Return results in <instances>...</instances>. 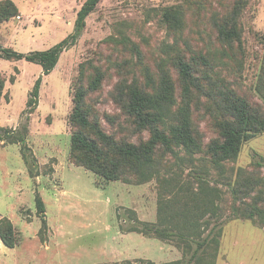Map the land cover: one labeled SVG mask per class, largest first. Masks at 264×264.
<instances>
[{
	"label": "rangeland",
	"instance_id": "rangeland-1",
	"mask_svg": "<svg viewBox=\"0 0 264 264\" xmlns=\"http://www.w3.org/2000/svg\"><path fill=\"white\" fill-rule=\"evenodd\" d=\"M5 1H11L18 14L0 24V45L21 54L48 50L70 36L85 2L0 0V5ZM238 4L240 38L224 42L218 28L228 24ZM171 9L182 13L180 31L164 19ZM178 59L191 67L188 97L182 95ZM41 74L38 65L0 59V76L6 81L0 127L19 133L27 124L29 151L25 153L35 161L31 168L24 162L20 145L0 143V221L9 218L25 235L38 231L18 248L8 249L0 243V264H125L121 256L108 254L109 248L124 241L157 264H264V217L259 219L253 211L259 208L264 214V131L245 142L236 159L224 162L222 168L207 153L211 143L220 141V123L231 121L226 97L244 100L252 113L264 118V0H101L75 45L42 77L38 106L27 115L28 93ZM163 75L175 88L166 128L176 124L178 108L187 105L192 135L201 149L175 146L167 151L158 146L148 170L155 175L145 182L126 172L122 180L104 183L93 172L74 165L70 136L80 128L71 126L69 118L76 91L85 92L83 105L90 123L116 143L140 145L154 130L136 129L124 108L129 91L138 88L152 94L147 77L156 89ZM95 80L98 87L92 90ZM84 133L94 137L90 130ZM37 191L52 227L61 221L58 200L73 194L74 221L98 226L110 247L106 241L100 244V237L89 236L88 229L61 247L55 243L54 250L43 252L49 234L48 228L39 234ZM207 191L215 196L208 212ZM194 207L205 208V212L193 213ZM182 208H191L187 214L190 225L184 223ZM158 212L165 220L159 231L164 245L159 239L138 235L125 240L118 237L119 229L141 228L132 222L134 214L151 223L157 222ZM250 212L255 217L250 218ZM175 213L177 217L169 221ZM22 220L32 223L24 227ZM171 228L183 237H169ZM204 240L206 244L198 249Z\"/></svg>",
	"mask_w": 264,
	"mask_h": 264
},
{
	"label": "trees",
	"instance_id": "trees-1",
	"mask_svg": "<svg viewBox=\"0 0 264 264\" xmlns=\"http://www.w3.org/2000/svg\"><path fill=\"white\" fill-rule=\"evenodd\" d=\"M100 1L85 0L77 13L73 33L48 50L21 54L0 45V59L25 61L38 65L42 69L41 76L35 81L32 90L28 93L25 114L31 115L37 108L42 77L49 75L58 64L61 54L75 45L85 27L86 19L94 12ZM236 7L231 16L228 17V24L218 28V35L224 42H233L240 38L237 19L240 12L238 7L241 8V6L238 4ZM17 14L18 11L15 5L11 1H5L3 5H0V24L14 18ZM164 19L173 30L180 31L183 29V18L180 10L171 9L165 12ZM176 66L179 79L182 82V95L188 97L190 94L189 85L192 83L191 67L182 59L177 60ZM5 83V79L0 76V101L3 97ZM147 86L152 89V94H145L138 88H132L129 91L128 101L124 107L126 113L132 118L136 129L154 130L150 134L149 139L140 145L127 142L116 143L110 136L103 133L96 124L90 123L87 110L83 105L85 92L82 89L76 91L73 98V110L69 118L71 126L80 128L79 131L73 132L70 136V159L74 165L93 172L104 183L122 180L126 172L133 173L141 182H145L155 175L148 173V170L150 172L153 166V154L158 146H162L167 151H172L175 146L183 147L188 151H199L201 149L200 144L192 135L187 105L178 108L176 124L166 128L165 122L169 109L175 104V88L172 80L167 75H163L159 86L155 89L153 80L148 76ZM90 87L95 90L98 87V80H95ZM225 102L226 112L231 121L227 119L220 123V141L211 143L207 148V153L213 159V164L218 168H222L224 162L236 159L242 145L264 131V118L252 113L244 100L238 97H226ZM26 121H28V118ZM84 130H90L94 137H89L84 133ZM28 133L27 124L23 125L19 133L11 128L0 127V143L2 145H20L24 162L32 168V166H35L32 162L34 161L33 157L31 154L25 153L29 151L26 145ZM255 165L261 167L260 164L256 163ZM214 200L215 196L207 191V212L210 211L211 207H214ZM34 203L37 217L41 221V229L39 231L41 235L47 229L45 205L39 194L35 196ZM192 209H194L193 213L205 212V208L194 207ZM190 210L191 208H182L181 213L186 225L191 224L187 217V214L191 213ZM253 211L257 212L259 219L264 217L259 208H255ZM254 212H250V218L255 217ZM158 213L157 222L154 224L139 222L133 213L135 218L132 222L141 228L132 227L123 231L161 240L160 225L165 220ZM175 215L177 213L171 214L168 217L169 221L174 220L177 217ZM195 225L197 227V224ZM167 235L169 237H183V234L174 229L171 232L168 231ZM21 238L20 231L7 218L0 221V241L6 248H16L21 243ZM205 244L206 240L198 243L197 248L200 249ZM146 264L155 263L147 262Z\"/></svg>",
	"mask_w": 264,
	"mask_h": 264
},
{
	"label": "crops",
	"instance_id": "crops-1",
	"mask_svg": "<svg viewBox=\"0 0 264 264\" xmlns=\"http://www.w3.org/2000/svg\"><path fill=\"white\" fill-rule=\"evenodd\" d=\"M37 193L40 195L39 191H37ZM66 191H63V194H65ZM41 197V195H40ZM42 198V197H41ZM43 201V199H42ZM76 203V200L73 196V194H71L69 197H66V196H62L60 198V200H58V204H60V207H59V213H61V221H59L58 223H56V226L53 225L52 227V224H51V220L47 217L46 215V207H45V216H46V222H47V228H48V237L49 238V241H45L44 242V245L42 247V251L43 252H47L49 248H52L51 250H54L55 248V243L58 245V247H61L62 246V243H67L69 240L72 239V237L76 234V236H80L82 235V232L83 231H86L88 229H90V233H88L89 236H92V237H100V244L102 243H107V246L110 247V243H109V238L105 237V236H102L101 233H98L100 232L99 229H98V226H93L91 227L90 225H87V226H83L81 225L80 223H77L74 221V217H75V214H73V212L75 211V208H73V203ZM44 205H45V202L43 201ZM156 217V215H155ZM3 218V217H2ZM7 218V217H6ZM9 219V218H8ZM35 217H34V214H33V220L32 222L34 221ZM39 219V218H38ZM137 220L139 222H146L144 220H142L140 217L138 218L137 216ZM11 221V220H10ZM23 221V220H22ZM12 224L14 225V227H16L21 235H22V240H21V243H24L26 240H28V237H30V235H32V233L35 232V234L38 233V231H31V233H29V231H26V235H25V232L23 233L22 229L20 227H18L17 224H15V222L11 221ZM24 227H28L29 224H31L32 222H25ZM56 222V221H55ZM156 221L154 222H151V223H155ZM99 224V223H98ZM41 228V222H40V227L38 230H40ZM66 228V229H65ZM65 229V231H63ZM73 230V231H70V230ZM25 230V229H24ZM53 231V232H52ZM118 231V237H120L121 240H125L127 239L128 237H131L134 235V237H136L135 235H138L141 239H145V240H158L156 238H151V237H146L142 234H138V233H125V232H121V230H117ZM34 234V235H35ZM35 237V236H34ZM119 239V240H120ZM160 241V240H158ZM161 242V241H160ZM1 243V241H0ZM163 244V242H161ZM99 244V245H100ZM129 243H121L120 246H118L117 248H109L108 251H109V256H113L115 255L116 257H119L121 256V260L120 261H125L124 263H128V262H134L136 260L140 261L142 259V261H148V262H152L151 260L149 259H146L145 257H141V255L139 254V251L137 250V247H131L130 245H128ZM164 245V244H163ZM18 248V246L16 247ZM21 247L19 246V249ZM40 248V247H39ZM114 256V257H115ZM134 260V261H132ZM154 263V262H152ZM157 264V263H155ZM158 264H161V263H158Z\"/></svg>",
	"mask_w": 264,
	"mask_h": 264
}]
</instances>
